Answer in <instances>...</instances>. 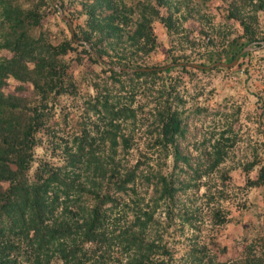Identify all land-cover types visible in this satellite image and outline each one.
<instances>
[{"label":"trees","instance_id":"trees-1","mask_svg":"<svg viewBox=\"0 0 264 264\" xmlns=\"http://www.w3.org/2000/svg\"><path fill=\"white\" fill-rule=\"evenodd\" d=\"M56 1L67 13L70 1ZM156 1V5L150 1L129 6L124 0L81 1V9L74 12L77 18L84 16V21L74 24L72 37L70 27L62 20L70 36L55 42L45 38L43 25L46 14L43 7L48 4L57 11L50 0H0V51L3 50L0 56V264H48L49 252L57 254V264H82L79 256L94 257L97 253L93 249L104 248L110 242L122 246L127 256L125 264H175L172 249L146 240L144 231L150 215L141 208L138 199L133 201L134 220L129 225L125 222L119 225L118 220L106 223L111 212L126 198L124 195L135 192L139 178L148 179V153L133 157L129 150L136 146V149L150 148L151 152L158 150L164 157L172 152L177 154L176 138L184 125L181 110L184 98L179 86L186 89L189 82L186 77L207 71L187 65L195 63L190 55L174 54H171L173 65L162 69L117 72L106 67L105 62L129 68H158L139 64L156 47L155 19L161 21L169 36H182L178 41L180 47L185 43L196 46L199 38L190 37L192 30L185 28L172 13L160 12L159 5L165 4V0ZM237 1L228 3L227 17L237 16L245 6L264 14V0ZM139 7L135 23L132 16ZM132 22L133 30L129 26ZM254 23L252 17L241 19V37L223 33L220 46L224 48L206 53L204 59L231 63L244 46L258 40ZM119 45L130 48L131 55L104 60L107 48L116 49ZM68 54L74 55L70 61L65 58ZM242 57L249 58L250 52ZM83 63H88L89 68L94 63L100 64L99 72L106 73L112 83L110 87L106 80L90 81L92 92L84 101L85 107L103 126L102 129L98 123L94 126L95 136L87 128L94 123L86 124L79 116L60 108L62 97L79 96L80 83L71 72L73 66ZM216 69L229 70L222 66ZM244 70L247 72L246 66ZM174 71L178 75L172 79ZM99 72L93 71L95 77L100 76ZM11 84L22 94L7 92L5 88ZM151 84L158 85L152 99L148 94ZM27 86H31V92L23 95ZM127 121L144 128L137 133L113 131L119 123ZM59 130H70L73 147H59ZM97 144L103 147L99 149ZM77 163L81 170L88 171L84 186L76 183L70 174ZM253 166L250 162L246 170ZM73 175L76 176L75 172ZM246 184L264 185V165L257 169L254 178L246 177ZM155 188L158 192L155 202L160 199L170 202L176 192L173 171L159 168ZM67 202L74 209L64 207L58 213V208ZM219 222L227 220L222 217ZM135 226L140 229L135 230ZM190 257L193 263L201 259L193 252ZM93 264L107 263L96 260Z\"/></svg>","mask_w":264,"mask_h":264},{"label":"rangeland","instance_id":"rangeland-1","mask_svg":"<svg viewBox=\"0 0 264 264\" xmlns=\"http://www.w3.org/2000/svg\"><path fill=\"white\" fill-rule=\"evenodd\" d=\"M50 1L55 7L61 8L56 0ZM69 1L71 4L68 5L67 13H64L62 8L61 10L66 17L72 18L70 21L73 30L75 23L84 21V16L77 18L74 11L80 10L81 1L85 0ZM150 1L155 5L157 3L156 0H124L127 6L138 3L145 5ZM241 1L243 0L237 2ZM256 1L253 0L254 3ZM229 2L232 3L231 0H165V4L159 5L161 13H172L185 28L192 30L190 37L199 39L195 47L187 43L180 47L178 41L182 36H169L161 21L155 19L153 24L157 44L155 49L139 62L142 66L170 67L173 65L171 54L178 57L190 55L195 59V63L211 65L212 62L205 60L204 55L224 48L220 46L224 41L223 33L230 37H241L243 30L239 21L247 17H252L255 21L258 40L248 44L251 50H244L248 46L246 45L236 55L238 59L250 52V57L240 58L235 65L227 67L229 70L216 69V66L206 72H194L195 74L185 78L189 80L186 89L179 86L184 98V106L181 108L184 125L182 133L176 138L177 154L172 152L169 157H164L158 150L149 151L150 148L136 149L134 146L130 149L129 153L133 157H138L143 152L148 153V179L145 176L139 178L134 187L135 192L124 195L126 198L124 197L119 206L111 212L110 219L106 222L118 220L119 225L124 222L129 225L134 220L133 201L138 199L141 208L147 210L150 215L148 222L144 216L141 218L145 222L144 225L147 222L144 231L146 240H154L172 249V261L175 264H217L219 261H225L227 264H264V185L250 187L246 184V177L249 175L254 178L257 169L264 165V47H258L257 44L264 41V14L261 11H253V7L245 6L240 14L229 18ZM43 9L46 11L43 22L45 38L55 42L68 38L70 34L58 9L54 12L48 4ZM138 9L140 7L133 13L134 18L132 16L135 23L139 16ZM129 26L134 29L133 22ZM226 40L228 38L224 43H227ZM129 49H125L123 45L117 46L116 49L107 48L104 60L107 61L108 57L117 59L116 57L123 55L130 56L132 50ZM92 51L91 54L99 62H103L102 58L95 51L94 55ZM73 56L68 54L65 58L70 61ZM222 56V59H225V56ZM238 62H241L242 66L238 65ZM105 64L106 67L116 66L107 65V62ZM245 66L247 72L244 70ZM90 68L88 63L72 67L71 74L76 82L80 83V94L76 97H62L60 108L79 116L86 124L94 123L87 128L92 136H95L94 126L97 123L100 129L103 126L88 107H85L84 101L92 92L90 81L93 78L106 80L110 87L112 83L106 73L99 72L100 64L94 63ZM93 71L99 72L100 76L95 77ZM177 75L176 71L172 72V79ZM157 83L159 84V81ZM156 86L158 85L148 86L150 99L155 95L153 93L156 92ZM5 89L7 92L22 94L14 89V84ZM30 92L31 86H27L23 95ZM142 128L144 127L139 124L127 121L119 123L113 131L116 134L130 131L137 133L138 129ZM57 134L60 148L73 147L70 130H59ZM97 146L99 149L103 147L101 144ZM118 151L122 153L121 148ZM40 152L39 147L38 155ZM129 158L130 156L128 162ZM250 162H253L254 166L246 170ZM159 168L164 172L173 171L174 174L176 192L170 202L165 199L155 202L158 198L155 181ZM74 172L76 176L73 175ZM70 174L80 186L86 184L88 171L81 170L80 163L75 165ZM64 207L74 209L73 204L67 202L66 206L58 208V213L62 212ZM222 217L227 222H219ZM139 229V226H135V230ZM92 252L97 254L94 257L79 256L82 264H93L96 260L105 261L107 264L126 262V253L117 243L110 242L104 248L93 249ZM192 252L198 253L202 260L193 263L190 257ZM57 260V254L49 252L48 264H57Z\"/></svg>","mask_w":264,"mask_h":264},{"label":"water","instance_id":"water-1","mask_svg":"<svg viewBox=\"0 0 264 264\" xmlns=\"http://www.w3.org/2000/svg\"><path fill=\"white\" fill-rule=\"evenodd\" d=\"M53 1V0H52ZM54 3V2H53ZM55 4V3H54ZM56 5V4H55ZM57 7V9H58V11H59V14H60V16H61V18L64 20V21H66L67 22V24L69 25V27H70V30H71V35H72V37L74 36V34H73V30H72V28H71V21H70V19L68 18V17H66L64 14H63V12H62V10H61V8H59L58 6H56ZM75 41L76 42H78V43H80V42H82V41H80V40H76L75 39ZM259 46L258 47H264V41H259L258 43H257ZM86 45V44H85ZM86 47H87V49L88 50H90L91 51V49L89 48V46L88 45H86ZM252 48H251V46L250 45H248L247 47H245V49L244 50H251ZM92 53L95 55V53L92 51ZM237 58H235L231 63H226V62H214V63H212L211 65H200V64H198V63H187V65H189V66H192V67H194V68H198V69H205V70H207V69H210V68H212V67H216V66H222V67H231V66H233V65H235V63L237 62ZM181 65L182 64H185V63H180ZM108 65V64H107ZM111 67V69H113V70H117V71H126V72H136V71H150V70H154V69H162V68H165V67H168V66H165V67H158V68H129V67H118V66H110Z\"/></svg>","mask_w":264,"mask_h":264}]
</instances>
